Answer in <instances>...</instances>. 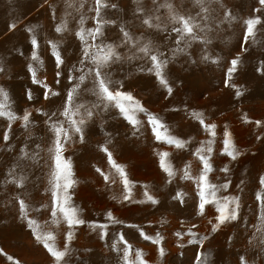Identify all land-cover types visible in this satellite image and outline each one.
Instances as JSON below:
<instances>
[{"label":"rangeland","instance_id":"rangeland-1","mask_svg":"<svg viewBox=\"0 0 264 264\" xmlns=\"http://www.w3.org/2000/svg\"><path fill=\"white\" fill-rule=\"evenodd\" d=\"M102 2L109 6L101 9V17L114 23H105L104 36L96 43L118 45L117 51L123 57L110 65L111 78L121 81L122 91L130 92L148 113L159 117L170 135L189 143L181 149L157 141L148 115L143 112L137 113L141 124L136 131L114 107L96 112L87 122L84 141L80 142L78 134L70 127L74 117L61 113L67 93L77 83L75 78L94 67L89 61L79 63L83 43L77 33L81 18L85 30L96 27V0H0V69H3L0 87L8 95L4 111H11L17 117H22L25 110L31 113L27 126L22 119L9 121L6 116H0V249L3 250L0 264L16 261L55 264L54 257L36 239V234H51L55 246L62 250L69 230L73 236L68 244L67 264H125L123 249L126 245L120 240L121 234L131 245L129 260L134 264L141 261L144 264H196L200 252L207 256L206 264H242L241 257L247 264H264V223L261 221L264 209L257 199L258 195H264V184L260 183L264 177V75L256 71L264 64V6L259 0H208L205 7L211 10L209 19L202 24L203 33L197 30L201 38L190 41L187 52H177L173 57L176 34L171 31L173 24L168 9L160 5L171 3L182 14L195 16L200 12L195 0H139V4L137 0ZM138 8L143 9V13ZM228 13L230 18H225ZM145 14L159 16L161 27L144 25ZM256 16L261 23L256 26L255 36L245 43V21ZM13 23L16 24L14 30L9 28ZM64 24L62 31L56 30ZM122 27L134 40L143 38L144 42H151L153 54L163 52L162 58L169 59L164 71L172 87L171 95L158 78L147 71L151 61L131 45L121 43ZM33 35L38 47L31 44ZM205 39L210 43H204ZM52 43L57 45L56 51L63 60L59 66ZM88 43H92L91 37ZM180 46H184L183 42ZM34 50L39 60L32 59ZM205 55L210 59H203ZM130 56L135 58L129 60ZM236 56L241 57V62L228 81L227 69ZM29 65L40 84L33 83ZM92 80L88 75L78 90L76 103L90 106L96 102V97L88 91L93 86ZM45 84L51 90L48 99L44 98ZM237 88L242 96L235 95ZM29 90L32 99L28 98ZM52 92L58 95L52 96ZM0 101H3L2 96ZM51 113H56L54 121L69 129V140L61 136L62 159L71 164V179L75 184L67 195L77 209V217L85 221L82 225L70 227L62 213L58 211L55 217L51 214L54 153L49 149L54 147L55 139L50 131L52 121L48 120ZM193 113L202 114L205 124L216 125L210 155L213 171L208 179L217 185L229 184L226 189H220L217 196L239 198L237 220L225 222L216 232L211 231L209 223H215L219 215L215 205H206L204 215H200L196 181L182 178L186 165H190L193 177L200 175L203 165L194 153L201 146L208 147L202 142L213 139ZM255 121L262 123L257 125ZM9 124L11 129L6 141L3 137ZM226 131L231 133L232 142L240 153L235 160L222 154ZM104 146L112 152L115 162L124 166L127 179L132 182L131 201L123 199L122 178L109 163L102 150ZM165 151L171 153L168 159L175 172L171 182L159 162V154ZM203 154L209 155L206 151ZM225 167L229 169L227 173L221 171ZM97 168L109 176L107 182ZM21 176L24 177L22 186ZM145 186L147 193L159 203L139 202L146 199ZM178 192L185 194L183 203L173 199ZM58 195L62 200V189ZM21 199L28 205V218L35 220L36 225L29 226L23 217ZM232 207L234 205L230 204L229 209ZM109 211L122 223L111 222L107 216ZM94 223L108 224L103 239V230L93 228ZM177 232L182 235L178 237ZM145 235L152 239H145ZM199 241H203L202 246Z\"/></svg>","mask_w":264,"mask_h":264},{"label":"snow or ice","instance_id":"snow-or-ice-1","mask_svg":"<svg viewBox=\"0 0 264 264\" xmlns=\"http://www.w3.org/2000/svg\"><path fill=\"white\" fill-rule=\"evenodd\" d=\"M208 2V0H195V3L200 7V12H197L195 16L184 13L182 14L180 11L173 8V5L171 3H164L161 4L160 7L167 8L169 12V20L173 24V27L171 31L176 34L175 38V44L176 48L173 50L172 56L174 57L177 52H187L188 47H190V41L192 40H198L201 37L197 35V30L200 33L204 32V27L202 24H204L210 16V9L208 7H205V4ZM137 3L139 4V0H137ZM259 3L261 6H264V0H259ZM96 27L94 29H87L83 27L84 25V19L81 18L80 20V31L77 33L79 39L83 43L82 48V57L79 61L81 65L85 63V61H89L94 67H90L88 69L87 74H81L75 79L77 80V83L73 85L71 90L67 93L66 99H65V105L63 108V111L61 115L65 117H74L71 119L70 127L73 133L78 134V138L80 142L84 141V128L86 127V124L88 121H90L96 112L98 111H107L109 107H114L119 110V112L122 114V116L130 123L133 128L136 129V131H139V125L141 124V121L137 118V113H146L148 115V122L152 127V131L154 133V137L157 141H163L170 145H175L176 148H184L189 141L178 139L172 135L169 134L168 128L165 124L162 123L159 117H157L154 114L148 113L147 109H145L138 100H136L130 92L122 91V82L113 80L110 76V73L108 71L110 65L112 63H115L117 61H120L123 59L121 54L117 51L118 45L113 43L105 44L103 41L101 43H96L97 39L99 37H103V27L105 23H114V21H104L101 17V9L104 7H108L109 5L102 2V0H96ZM111 7H115V5H111ZM139 12L143 13V9L138 8ZM256 12H260L261 9H255ZM203 13V15L201 14ZM231 14L228 13L225 18H230ZM157 22H153V21ZM160 17L156 16L153 17L151 15L145 14V18L143 19L142 23L146 25L149 28H157L159 29L161 27ZM199 21V22H198ZM261 23V19L259 16H256L254 18H249L245 21L246 24V33L244 36V42L247 43L249 37L255 36V30L256 26ZM178 25V26H177ZM66 27V24L62 26L57 27V31H62L63 28ZM10 29H15L16 24H10ZM31 31V29H29ZM122 33V44L125 45H131V47L135 50L141 53L144 57H147L151 61V66L147 69L150 73H153L156 78H158L160 84L164 86L167 89V93L171 95L172 93V87L169 85V81L166 78L165 68L167 67L169 63L168 58H162L164 57L163 52H159L156 54L154 53V47L152 46L151 42H144L143 38L140 40H134L133 37L130 35L128 31H126L123 27L120 29ZM91 37L92 43H88V38ZM181 42H183L184 46L181 47ZM204 43H210L209 40L205 39ZM31 44L35 47H38V42L36 37L33 35L31 37ZM54 55L56 56L57 65L63 63V60L60 58L59 53L56 51L57 45L55 43H52L51 45ZM135 58L134 56L128 57L129 60ZM32 59L33 60H39V56L37 55V52L34 50L32 53ZM203 59L208 60L210 59L209 56L205 55ZM214 63L217 61H213ZM241 62V57L236 56L230 61V66L227 69V78L228 81L232 80L233 74L237 72L238 65ZM29 71L32 74L33 83L40 84L41 81L36 79V72L32 68L31 65L28 66ZM3 69H0L2 71ZM143 71V69H141ZM256 71L258 73H261L264 75V64L261 66H258ZM57 75H60L58 72ZM91 75L93 77L92 80V88L88 89L92 93L93 96L96 97V102L89 105H85L83 103H76V96L78 95V90H80L81 85L86 80L87 76ZM71 79V77H70ZM229 86L236 88L237 86L234 84H230ZM44 88L46 89L44 93V98H49V91L48 86L45 84ZM114 89V90H113ZM52 96H57L58 93L52 92ZM28 98L32 99V95L30 90L27 93ZM235 95L237 97L242 96L243 93L237 88ZM0 96L3 97V101H0V116H6L9 121L15 120V119H22L24 122V125L27 126L29 123V117L31 113H29L27 110H25L24 115L22 117H17L14 113L11 111H4V108L7 107L8 104V95L7 92L0 87ZM81 109L83 111L81 112ZM48 115V114H45ZM193 115L199 120L201 126L204 128L205 131H208L211 133V136L213 139H210L206 142L208 147L205 149L203 146L198 148L194 155L199 159V161L202 163L203 167L200 171V175L197 177H193L190 173V165H186L183 170V177L184 179H194L197 184V195L199 197V214L204 215L205 213V206L208 204L215 205L216 210L218 211L219 215L215 217V223L212 221H209L210 224H212L211 231L216 232L219 230L220 226L223 225L225 222L228 221H235L238 218V209H239V198L238 197H218L217 192L220 189H226L229 184L228 183H221L219 185L213 184L209 181L208 175L211 171H213L212 165L210 163V155L213 151V148L211 145L214 143V137L216 135L215 133V124H205L204 120L202 118V114L199 113H193ZM56 116V113H51L48 115V120L52 121L50 125V131H52L55 135L54 139V147L49 149L50 153H54L53 159H54V169L51 173V180L50 183L52 184V191H53V208H52V216L55 217L57 215V212L63 214V218L66 220L67 224L71 226L75 225H82L85 223L83 219H80L77 217V209L73 207L70 203L71 198L67 195L68 189L75 184V181L71 179L72 173H71V164L70 162H66L64 159H62V149L63 145L61 144V136L63 135L64 140L67 141L70 139L69 136V129L64 128L63 125L58 120H53V117ZM257 125H260L261 121H255ZM11 125L9 124L8 130H6L4 134V140H8V131H10ZM224 148L222 151V154H226L231 159L235 160L238 155H240L239 151L235 148L232 139H231V133L225 132L224 139H223ZM102 150L107 154L109 163L112 165L113 168H115L116 172L120 175L122 178V182L125 188V194L123 196V199L125 201H131V181L127 179V175L124 170V166H121L115 162L112 156V152L109 150L107 146H104ZM207 152L209 155H204V152ZM24 155L27 156V152H24ZM171 153L169 152H162L159 154V162L162 170L168 174L169 182H171V178L174 177L175 172L173 170V166L171 164V161L168 159L170 157ZM96 171L104 178V180L107 182L109 180V176L104 173L102 169L97 168ZM221 171L227 173L229 169L227 167L221 169ZM10 175H14V173L10 172ZM24 177H19V183L23 184ZM63 180L64 183L61 184L60 181ZM114 182V181H113ZM260 183L264 184V177L260 179ZM62 189L64 196L61 200L58 193ZM145 201H139L141 203L143 202H152L153 204L159 203L152 195H149L147 193V186H145ZM184 193H177L176 196L173 197V199L179 200L181 203H183V197ZM258 200L261 201V208L264 209V195H258ZM234 205V207L229 209V205ZM19 205L21 209V213L25 219L28 220L29 226L36 225V221L28 218L27 215V207L28 205L25 204V201L23 199L19 200ZM108 219L113 223H122L121 221L116 220L113 216L111 211L107 213ZM261 221L264 223V210L261 212ZM93 228H98L103 230L101 233V238L103 239L107 235V228L108 224L105 223H94L92 224ZM129 227H138L136 225H129ZM195 227V226H194ZM191 231V230H189ZM176 235L179 237L182 235L181 232H177ZM73 233L72 231H68L66 235L67 243L65 244V247L61 250L58 249L55 246L54 243V237L51 234L44 235L42 233L36 234V239L41 241L44 246L47 248V250L50 252L52 257L55 259V264H67L66 257L69 255L70 249L68 247V244H70L72 239ZM145 239H152L151 237H148L145 235ZM208 237L205 236L204 240H207ZM120 240L124 242L126 247L123 249V259L125 261V264H134L133 261L129 260V256L131 255V245L127 244V241L124 240L123 234L120 235ZM155 243H159V240H155ZM198 243L203 244V241H199ZM115 247V245H113ZM117 251H120L119 248L116 249ZM0 252H3L2 249H0ZM139 255H142V253H138ZM160 254L163 255V249H160ZM8 259H13L12 257H8ZM242 264H247V261L244 259V257H241ZM207 262V256L200 252L198 253L196 257V264H206ZM15 264H19L18 261L15 262ZM141 264H144L143 261H141Z\"/></svg>","mask_w":264,"mask_h":264}]
</instances>
